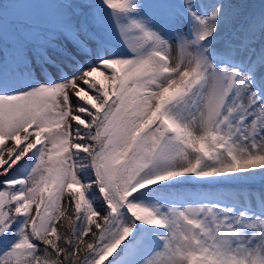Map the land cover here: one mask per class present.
<instances>
[{
	"label": "snow or ice",
	"instance_id": "6c2138e0",
	"mask_svg": "<svg viewBox=\"0 0 264 264\" xmlns=\"http://www.w3.org/2000/svg\"><path fill=\"white\" fill-rule=\"evenodd\" d=\"M0 264H264V0H0Z\"/></svg>",
	"mask_w": 264,
	"mask_h": 264
},
{
	"label": "rangeland",
	"instance_id": "374dc122",
	"mask_svg": "<svg viewBox=\"0 0 264 264\" xmlns=\"http://www.w3.org/2000/svg\"><path fill=\"white\" fill-rule=\"evenodd\" d=\"M10 2L26 3V2H31V0H10Z\"/></svg>",
	"mask_w": 264,
	"mask_h": 264
}]
</instances>
